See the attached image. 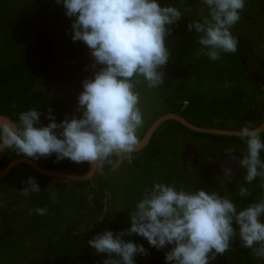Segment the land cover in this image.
<instances>
[{
  "label": "rangeland",
  "instance_id": "1",
  "mask_svg": "<svg viewBox=\"0 0 264 264\" xmlns=\"http://www.w3.org/2000/svg\"><path fill=\"white\" fill-rule=\"evenodd\" d=\"M161 5L177 7L183 19L173 26L172 35L167 38L171 57L163 86L148 90L141 83L139 87L144 119L137 132L140 142L150 126L171 110L208 129L239 131L243 126L262 125L264 0H245L241 19L231 29L239 41L237 51L222 54L217 61L203 55L196 57L200 47L198 34L187 30L189 22L207 15L202 0H164ZM52 25L53 16L45 11L42 0H0V70L31 54L39 45L40 35ZM55 44L57 51L64 47V41L55 40ZM181 83L184 98L177 100L172 95L167 101ZM31 93L33 108L41 113L49 108L58 110L54 114L56 120L66 114L80 115L75 111L79 93L68 82L38 81ZM192 95L200 98L197 109L190 103L184 106L183 101L190 102ZM229 148L241 156L246 152L231 142L218 144L207 136L170 131L161 144L160 154L143 171L135 168L133 158L118 155L110 158V164L98 163L95 175L88 181L53 179L25 164L14 168L0 180V264H103L106 254H96L87 241L106 230L115 233L130 227L128 214L154 182L189 191H216L236 203L238 210L264 199L259 178L247 184L245 171L238 165H232L234 173L230 177L221 173V167L228 163L225 150ZM260 157L264 160V151ZM76 165L65 159L64 164L55 167L70 174ZM29 177L37 180L40 192L26 196L21 182ZM241 187L248 189L247 197L239 196ZM37 207H46L48 211L38 215ZM69 230L76 231L59 239ZM123 239L142 244L149 251V255L136 256L135 264H156L160 259L165 262L164 254L170 250L152 248L136 234ZM50 243L54 244L48 250ZM214 264H264V259L240 247L237 238Z\"/></svg>",
  "mask_w": 264,
  "mask_h": 264
},
{
  "label": "clouds",
  "instance_id": "2",
  "mask_svg": "<svg viewBox=\"0 0 264 264\" xmlns=\"http://www.w3.org/2000/svg\"><path fill=\"white\" fill-rule=\"evenodd\" d=\"M72 20V41L83 42L92 60V76L82 81L75 111L58 123L51 108L41 123L35 108L19 113L18 123L0 119V154L14 152L31 161L65 159L75 164H110L114 155L131 159L143 126L141 83L148 90L163 86L171 57L167 38L183 19L175 6H161L158 0H56ZM208 13L202 20L187 24L198 34L196 57L211 61L222 54L235 53L238 39L232 27L241 19L245 0H202ZM187 107L189 101H183ZM15 107V105H13ZM264 126H243L238 136L246 145L244 155L226 149L228 163L220 169L230 177L232 165L245 171L244 181L258 178L264 188ZM24 195L39 193L34 177L21 182ZM248 189L241 187L240 197ZM46 207L36 214L45 215ZM130 227L94 235L87 244L96 254H106L103 264H135V257L149 255L142 244L124 236L136 234L152 248L165 252V264H212L229 251L238 238L239 246L264 259V199L238 210L237 204L216 191H194L154 182L128 214Z\"/></svg>",
  "mask_w": 264,
  "mask_h": 264
},
{
  "label": "trees",
  "instance_id": "3",
  "mask_svg": "<svg viewBox=\"0 0 264 264\" xmlns=\"http://www.w3.org/2000/svg\"><path fill=\"white\" fill-rule=\"evenodd\" d=\"M163 1L164 0H158V3L161 5ZM42 3L45 11L53 16V27L40 35L39 45L31 54L0 70V115L8 117L17 123L19 113L32 109L33 105H35L34 94H32L31 91L36 82H68L80 93L83 90L82 81L92 76V69L90 67L85 70L86 66H90L92 63L88 48L83 42H74L71 39V23L75 18H68L65 15L63 5L57 4L56 0H42ZM55 40L64 41V47L61 51H57ZM183 84L184 83H181L166 100L170 101L173 96L177 100L183 99ZM189 103L193 108L197 109L199 107L200 98L192 95ZM13 105H15V107H13ZM44 107L46 106H42V109H44ZM41 111V123L46 125L49 121L45 119L44 114H46L48 110ZM170 113L179 114L186 119L182 113L176 110H171L168 114ZM62 119L63 118H59L56 122L59 123ZM170 131H181L188 135L201 137L207 136L214 139L218 144L231 142L232 144H237L239 149L243 150V148H245L244 151H246V145L242 146L243 141L240 137L199 134L188 130L178 122L168 121L155 132L149 145L145 149L139 153H132V163L136 169H141L143 171L153 164L154 159L157 158L161 152V144L167 138ZM261 138L264 140V133L261 134ZM20 158L23 157L17 156L11 151L0 154V171L4 170L11 162ZM55 161L56 158L53 155L48 159H43L41 162L37 161V163L46 170L57 171L59 169H57L55 165L64 164L65 160L59 162ZM88 168L89 164H78L73 168V173L70 174L81 176L88 172ZM75 231L76 230H69L67 233L61 235L59 239H66V234L75 233ZM94 233L95 232H93V234ZM53 244L54 243L48 244L46 249L49 250L53 247ZM220 257L222 256H218L217 259ZM215 261H213L212 264H214ZM156 264H165V262L160 259Z\"/></svg>",
  "mask_w": 264,
  "mask_h": 264
},
{
  "label": "water",
  "instance_id": "4",
  "mask_svg": "<svg viewBox=\"0 0 264 264\" xmlns=\"http://www.w3.org/2000/svg\"><path fill=\"white\" fill-rule=\"evenodd\" d=\"M0 119L6 120L8 122H13L10 118L1 116V115H0ZM168 121L178 122L182 126L187 128L188 130L195 132V133H199V134L216 135V136H223V137H239L238 136L239 131H226V130L208 129V128L200 127V126L192 124L191 122H189L187 119H185L183 116L179 114L170 113V114L161 116L152 124V126L147 130L145 136L143 137L140 144L138 145L137 150L134 151L133 153H139L143 149H145L149 145V142L152 139L155 132L164 123ZM262 126H264V123L260 125L259 127H262ZM263 133L264 132H262L261 134ZM22 164L29 166L33 171H35L36 173L42 176H46V177H50V178L58 179V180H70V181H88L95 175L97 167H98V163L94 165H89L88 172L84 175L79 176V175H74V174L63 173L60 171L46 170L43 167H41L36 161H31L23 157V158H20L18 160L11 162L10 164L7 165V167L4 170L0 171V180L5 179L14 168Z\"/></svg>",
  "mask_w": 264,
  "mask_h": 264
},
{
  "label": "crops",
  "instance_id": "5",
  "mask_svg": "<svg viewBox=\"0 0 264 264\" xmlns=\"http://www.w3.org/2000/svg\"><path fill=\"white\" fill-rule=\"evenodd\" d=\"M54 111V114L58 112V110H53ZM20 166V165H19ZM18 167V166H17Z\"/></svg>",
  "mask_w": 264,
  "mask_h": 264
},
{
  "label": "flooded vegetation",
  "instance_id": "6",
  "mask_svg": "<svg viewBox=\"0 0 264 264\" xmlns=\"http://www.w3.org/2000/svg\"><path fill=\"white\" fill-rule=\"evenodd\" d=\"M13 121V120H12ZM14 122V121H13Z\"/></svg>",
  "mask_w": 264,
  "mask_h": 264
}]
</instances>
